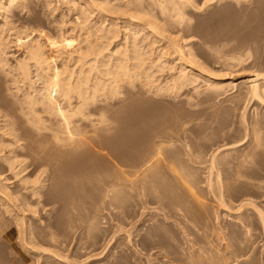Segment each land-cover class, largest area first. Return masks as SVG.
Segmentation results:
<instances>
[{
    "label": "rangeland",
    "instance_id": "obj_1",
    "mask_svg": "<svg viewBox=\"0 0 264 264\" xmlns=\"http://www.w3.org/2000/svg\"><path fill=\"white\" fill-rule=\"evenodd\" d=\"M30 11L8 15L14 26L58 38L46 8L33 5ZM185 14L182 24L171 22L170 32L192 42L190 47L207 68L235 75L239 86L199 95L188 88L177 99L141 96L124 104L112 101L114 128L98 133L88 128V136L82 135L88 144L74 151L58 148L51 131L38 134L27 124L15 110L14 95L19 94L15 85L0 72V110L14 123L23 147L18 150L20 159L35 173L46 171L43 205L38 216H30L33 236L41 238L39 230L45 228L56 243L32 236L35 252L27 253L15 241L0 238V264H217L218 256H226L228 264H264V235L257 215L250 206L236 211L245 202L264 210V103L252 99L248 86L241 83L252 74L264 75V0L225 1L201 12L188 7ZM11 46L8 61L14 66L24 57V49ZM233 57L239 59L235 65ZM200 87L206 89L205 83ZM90 113L91 119L99 118ZM162 140L166 141L162 158L168 162L160 163L162 177L155 180L159 197L152 200L148 195L151 204L144 210L139 191L127 180ZM212 157L216 164L211 174ZM169 161L192 176L201 200L187 197L169 171ZM217 172L222 174L224 202L231 212L218 204L209 188L211 180L213 190H220ZM0 173L9 174L3 162ZM152 180L148 178L149 183ZM108 182L118 185L116 194L108 192ZM229 240L233 248L225 255ZM59 255L68 258L65 263Z\"/></svg>",
    "mask_w": 264,
    "mask_h": 264
},
{
    "label": "bare ground",
    "instance_id": "obj_2",
    "mask_svg": "<svg viewBox=\"0 0 264 264\" xmlns=\"http://www.w3.org/2000/svg\"><path fill=\"white\" fill-rule=\"evenodd\" d=\"M225 1L241 3L245 0H204L201 4H197V0H0V72L20 94L14 95L15 110L38 134L51 131L58 148L68 147L74 151L88 144V140L82 138L88 128L94 133L114 128L116 105L111 106L112 101L124 104L141 96L177 99L188 88L196 95L204 91L219 92L225 87L237 88L239 79L235 75L207 68L190 47L192 42L184 41L169 29L171 22L183 23L185 8L201 12ZM33 5L49 11L59 31L58 38L48 36L43 30L33 28L28 32L26 27L14 26L8 14L30 15ZM11 45L24 49V57L14 66L8 61L7 50ZM231 59L233 65L239 60ZM166 74L170 76L162 82ZM261 74L243 78L241 83L248 86L252 99L264 103V75ZM201 83H205L206 89H201ZM9 91L12 93L10 88ZM90 112L99 114V118L91 119ZM48 122L51 125H47ZM165 144V140L160 141L147 162L127 180L131 189L139 191L144 210L151 204L149 197L146 198L148 195L152 194V200L159 197L155 180L162 177L160 163L168 162L162 158ZM21 149L10 115L0 110V162L9 171L7 175L0 173V238L9 243L15 241L23 251L31 253L35 248L31 246L34 231L30 216H38V207L43 205L47 176L45 170L35 173V169L20 159L18 150ZM212 158L211 174L216 164L215 157ZM168 169L191 201L201 200L191 175L173 166L172 161ZM149 177L153 178L151 183ZM216 179L220 190L216 193L210 180L211 193L225 211L231 212L224 202L220 172L216 173ZM106 185L109 193L118 190L117 184L108 182ZM249 206L257 215L264 235L263 209L253 202H245L236 211ZM238 221L242 225L245 223L242 217H238ZM244 227L249 236L250 230ZM44 229L39 230L41 238L35 235L36 238L39 241L42 237L48 238L56 244L54 234ZM128 238L131 241L130 236ZM225 243L222 252L226 255L233 243L230 240ZM251 243L248 239L247 247H251ZM217 252L220 255L221 250ZM199 255L198 252L196 257ZM61 258L59 255L63 263L68 259ZM218 260L217 264H228L226 256H218Z\"/></svg>",
    "mask_w": 264,
    "mask_h": 264
}]
</instances>
